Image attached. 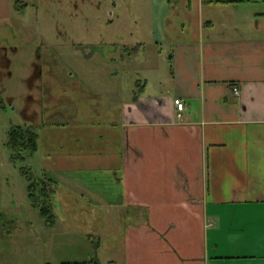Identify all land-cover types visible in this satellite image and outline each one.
I'll use <instances>...</instances> for the list:
<instances>
[{
    "label": "crops",
    "instance_id": "crops-1",
    "mask_svg": "<svg viewBox=\"0 0 264 264\" xmlns=\"http://www.w3.org/2000/svg\"><path fill=\"white\" fill-rule=\"evenodd\" d=\"M20 1L0 0L8 80L29 32L15 19ZM95 30L47 32L21 82L33 117L44 108L74 122H34L32 156L56 184L53 202L91 216L136 210L122 236L111 227L119 262L101 261L99 246L97 264H264V0H150L147 27ZM93 60L107 68L78 72ZM101 221L79 223L101 232ZM55 224L46 264H94L92 235Z\"/></svg>",
    "mask_w": 264,
    "mask_h": 264
},
{
    "label": "rangeland",
    "instance_id": "rangeland-1",
    "mask_svg": "<svg viewBox=\"0 0 264 264\" xmlns=\"http://www.w3.org/2000/svg\"><path fill=\"white\" fill-rule=\"evenodd\" d=\"M56 1L22 0L24 7L21 1L18 2L19 6H22L19 9L24 10L26 6L28 7H26L25 13L21 11L20 17H15V19L17 23L28 29L29 32L23 34L24 40L21 42L23 46L22 58L20 57L17 65L13 67L14 75L12 79L8 80L0 77V264H46L50 250V233L53 230L46 226L39 211L32 208L28 200V184L23 170L25 168L29 169L35 177L43 176L40 175L41 171L38 169L40 164L37 159L38 156L34 157L26 154L24 161H14L12 152L8 147L7 133L10 128L16 126L26 127L34 131V122L38 118L44 126L49 128L59 124V128L65 127L67 129L74 124L73 121L64 117V115L45 114L47 109L44 108V114L41 116L35 114L33 117L31 99L29 95H25L26 88L23 86L25 82H21L22 79L31 74L30 67L26 64L33 53L30 47H33L35 42L40 43L43 37L46 38V33L54 28H59L63 32L72 31L78 27L93 30L102 28L106 33L110 34L115 27L129 29L140 25L141 27L148 26L150 0ZM63 3L65 6H63ZM91 36L93 37L94 35ZM93 40L98 42L97 38ZM107 53H111V49H108ZM136 59L141 60L143 58L138 56ZM95 63H97L95 60L89 61L87 65L93 66L88 69L79 70L76 68L78 72L88 75L95 71L99 72L103 67L107 68V66L95 65ZM143 63L144 61L141 62V64ZM32 70H34L33 66ZM71 70L73 73L76 72L73 66ZM131 73H133L131 83L135 80V86H137L138 80L141 86H146L143 72L142 74H138L136 71ZM146 88L152 94L157 92L156 95L160 94L158 85L148 83ZM39 131H41V128H39ZM49 131L54 139L64 138L63 130L55 129ZM39 155H43V150ZM28 158H32V160L29 161ZM57 199L55 197L53 202V210L56 217L55 229L89 232L99 241V246H101L99 258L101 261L106 262L105 260L111 259L119 262V255L116 251L119 246L117 241L113 242L110 234L111 227L115 226L122 236V231L128 222L126 218L132 219L136 210H129L128 213L123 212L122 217H117L116 215L112 217V213L106 210H90L89 212L93 214L91 216L84 213V211L62 209ZM93 217L103 220L101 221L103 227L98 229L101 232L96 230L90 232L86 225L79 223V221H89ZM111 217L114 221H111ZM10 222L14 223L11 228L8 225ZM8 229L10 230L8 231ZM114 245L116 249L115 247L113 248Z\"/></svg>",
    "mask_w": 264,
    "mask_h": 264
},
{
    "label": "trees",
    "instance_id": "trees-1",
    "mask_svg": "<svg viewBox=\"0 0 264 264\" xmlns=\"http://www.w3.org/2000/svg\"><path fill=\"white\" fill-rule=\"evenodd\" d=\"M7 137L8 147L12 152V158H14V161L22 162L25 160L26 154L32 155L37 150V134L29 128L20 126L12 127L7 133ZM23 174L26 177L28 184V200L31 207L39 211V214L44 219L47 227H52L56 221L53 210V196L56 193V184L47 179L44 175L38 177L33 176L27 168L23 170ZM8 225L11 228L14 223L10 222ZM9 230L10 229H8V231ZM7 234H9V232H7ZM88 238H90L95 250V255L90 262L97 264L96 252L99 248V241L93 236Z\"/></svg>",
    "mask_w": 264,
    "mask_h": 264
},
{
    "label": "built area",
    "instance_id": "built-area-1",
    "mask_svg": "<svg viewBox=\"0 0 264 264\" xmlns=\"http://www.w3.org/2000/svg\"><path fill=\"white\" fill-rule=\"evenodd\" d=\"M233 91H234V94L235 95H238L239 94L238 88H234ZM174 105L176 106L177 111H179V112L183 111L184 104H183V102L181 100L175 99L174 100ZM178 117H180V115H178Z\"/></svg>",
    "mask_w": 264,
    "mask_h": 264
}]
</instances>
